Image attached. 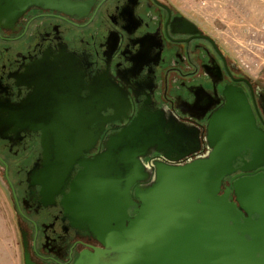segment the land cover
<instances>
[{"label": "flooded vegetation", "instance_id": "flooded-vegetation-1", "mask_svg": "<svg viewBox=\"0 0 264 264\" xmlns=\"http://www.w3.org/2000/svg\"><path fill=\"white\" fill-rule=\"evenodd\" d=\"M60 3L59 9L0 15L19 18L0 22V183L15 214L22 257L24 237L35 264H73L81 252L102 247L61 204L84 166L75 163L67 172L64 163L51 171L52 146L70 142L65 136L72 130L84 132V161L94 160L109 137L139 115L153 120L166 138L172 129L188 131L187 138L158 139L137 160L142 174L209 158L207 125L226 105L225 90L245 94L264 131V87L246 76L210 25L199 24L172 0ZM115 97L122 106L115 107ZM249 161L250 154H242L234 168ZM41 163L46 174H69L68 180L62 176L58 186L44 182L37 174ZM250 172L264 176V166ZM240 174L225 177L219 195L232 190ZM143 188L132 186L133 202L139 203L132 195Z\"/></svg>", "mask_w": 264, "mask_h": 264}, {"label": "water", "instance_id": "water-1", "mask_svg": "<svg viewBox=\"0 0 264 264\" xmlns=\"http://www.w3.org/2000/svg\"><path fill=\"white\" fill-rule=\"evenodd\" d=\"M0 2V15L62 7L60 0ZM18 19L0 18V22L13 24ZM223 95L226 105L207 125L209 158L186 168L164 167L159 174H142L137 160L155 148L158 139L189 135L187 130L172 129L166 138L162 128L143 115L109 137L94 160L82 158L83 131L72 130L71 137L65 136L70 142L52 146L56 158L50 161L51 171L60 170L64 163L67 172L75 163L84 166V173L76 176L61 204L77 227L91 233L102 246L81 252L73 264H264V176L250 172L264 166V131L256 126L240 89L225 90ZM114 105L122 106V100L115 97ZM260 111L264 115V99ZM248 153L250 161L234 168L237 158ZM237 170L241 174L232 179V190L226 188L219 195L224 178ZM44 171L41 163L37 174L56 186L62 176L69 178V174ZM136 183L145 185L132 195L139 203L132 201L130 193ZM58 193L62 194L54 195ZM22 246L23 264H35L24 237Z\"/></svg>", "mask_w": 264, "mask_h": 264}, {"label": "rangeland", "instance_id": "rangeland-1", "mask_svg": "<svg viewBox=\"0 0 264 264\" xmlns=\"http://www.w3.org/2000/svg\"><path fill=\"white\" fill-rule=\"evenodd\" d=\"M187 16L210 25L214 36L225 44L236 60L242 50L251 63L260 55L251 43L264 33V0H172ZM255 54V55H254ZM252 68H255L254 70ZM246 76L264 87V68L252 67ZM0 264H23L15 214L0 183Z\"/></svg>", "mask_w": 264, "mask_h": 264}, {"label": "built area", "instance_id": "built-area-1", "mask_svg": "<svg viewBox=\"0 0 264 264\" xmlns=\"http://www.w3.org/2000/svg\"><path fill=\"white\" fill-rule=\"evenodd\" d=\"M257 42L258 43L256 44H249V46L254 47L255 50H257L260 54L253 63H251L250 60L246 58V56H244L243 50L240 52L242 54H238V56H236L237 61L235 62L241 68L242 71H250L252 67H256L259 71L260 69L264 68V33H262V35L257 39ZM252 69L254 70L255 68Z\"/></svg>", "mask_w": 264, "mask_h": 264}]
</instances>
